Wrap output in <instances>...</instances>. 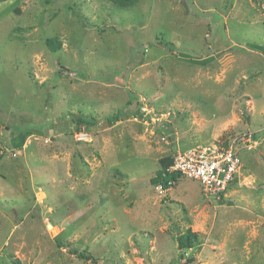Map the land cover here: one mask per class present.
I'll return each mask as SVG.
<instances>
[{
  "label": "rangeland",
  "instance_id": "374dc122",
  "mask_svg": "<svg viewBox=\"0 0 264 264\" xmlns=\"http://www.w3.org/2000/svg\"><path fill=\"white\" fill-rule=\"evenodd\" d=\"M121 1L0 0V264H264V0Z\"/></svg>",
  "mask_w": 264,
  "mask_h": 264
},
{
  "label": "built area",
  "instance_id": "2783aa9c",
  "mask_svg": "<svg viewBox=\"0 0 264 264\" xmlns=\"http://www.w3.org/2000/svg\"><path fill=\"white\" fill-rule=\"evenodd\" d=\"M86 135L83 131L76 133L78 139H83ZM202 149L188 151L182 157L174 159L170 169L201 176L206 189L220 194L219 191L224 187L225 180L228 178V172L232 169L231 164L237 159L235 156L237 153L232 154L224 149L218 154L215 151H202Z\"/></svg>",
  "mask_w": 264,
  "mask_h": 264
},
{
  "label": "trees",
  "instance_id": "16d2710c",
  "mask_svg": "<svg viewBox=\"0 0 264 264\" xmlns=\"http://www.w3.org/2000/svg\"><path fill=\"white\" fill-rule=\"evenodd\" d=\"M116 3H120L122 5H124L125 3L121 0H112ZM48 46L51 49H56L59 44L56 43L54 40L52 39H48ZM118 118V114L117 112L113 113L112 115L108 116L107 119L109 120H116ZM78 121L79 122H94L95 120L93 119H89V118H85L81 115L78 116ZM172 163V157L169 161V164L166 166V168H163L161 170H158L156 172V174L150 178V183L151 184H160L163 188H167L170 185L171 180H177V178L180 176L179 173L177 171H168L167 168L169 167V165ZM192 239H195L194 234H192L189 230H187L184 234L178 236V246L179 248H183V247H190L192 246ZM63 245V244H60ZM76 253H78L79 256L81 257H88L86 254H84L85 252L80 251V250H74Z\"/></svg>",
  "mask_w": 264,
  "mask_h": 264
}]
</instances>
